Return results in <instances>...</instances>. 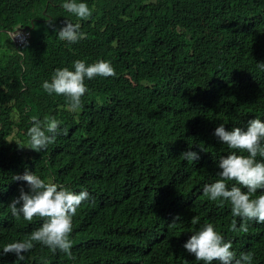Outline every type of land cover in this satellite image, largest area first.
Segmentation results:
<instances>
[{
    "label": "trees",
    "instance_id": "trees-1",
    "mask_svg": "<svg viewBox=\"0 0 264 264\" xmlns=\"http://www.w3.org/2000/svg\"><path fill=\"white\" fill-rule=\"evenodd\" d=\"M65 2L0 0V253L36 226L11 215L20 188L29 190L13 177L43 174L91 196L73 217L74 259L36 243L25 260L8 253L0 264H203L183 245L205 223L232 241L237 256L252 252V264H264V223L233 232L232 222L242 221L230 204L203 194L232 151L215 129L264 120V0H78L92 9L87 20ZM67 19L81 24L78 43L58 37ZM32 24L21 43L11 39ZM76 60L109 61L116 76L86 78L89 91L71 114L69 100L42 84L57 68L74 70ZM33 117L55 118L66 134L43 152L20 147ZM189 150L200 159L184 160Z\"/></svg>",
    "mask_w": 264,
    "mask_h": 264
},
{
    "label": "clouds",
    "instance_id": "clouds-1",
    "mask_svg": "<svg viewBox=\"0 0 264 264\" xmlns=\"http://www.w3.org/2000/svg\"><path fill=\"white\" fill-rule=\"evenodd\" d=\"M62 7L81 20H87L92 15V9L88 4L78 0H66ZM46 22L49 26L55 27V17H50ZM32 27L18 26L16 31L10 34L11 39L21 43L31 34ZM80 29V23H73L67 19L65 25L57 30V34L61 41L78 43L85 38V34ZM258 68L264 70V62H258ZM97 76L115 77L116 71L111 62L99 60L87 64L83 60H76L74 70L68 67L57 68L51 81L45 80L42 87L49 95L55 93L58 96H65L70 102L72 114L74 109L81 107V98L89 91L85 83L86 78L94 79ZM32 120L33 126L27 131L30 138L27 144L21 146L16 142L22 148L43 152L55 141L61 131L66 134V130L60 128V122L55 118L46 117L41 121L33 117ZM214 135L232 151L220 157L218 167L221 171L217 173L219 179L213 183H210L211 178L207 180L203 194L211 201H219L221 206L225 202L230 204L232 215L242 221L237 228L234 220L230 230L247 233L248 222L264 223V194L257 195L258 190L264 191V120L256 116L247 122L246 130L242 127L227 130L224 124H220L215 129ZM199 147L200 151H205L204 147ZM181 156L188 163L200 159L199 153L191 150L182 152ZM159 157L164 163H174L169 157L161 155ZM135 170L134 168L133 171L127 172L124 184L133 179ZM13 179L26 181L29 190L20 188V195L8 205L11 215L17 220L23 217L26 221H35L36 226L27 239L6 244L0 255L13 253L17 261H23L26 258L25 253L39 243L53 252L59 250L74 259L71 252L72 241L69 239L73 231V217L82 202L90 199L89 191L87 189L79 191L77 188L67 187L63 182L49 179L43 174L40 177L31 172L17 175ZM232 181L235 183L229 187V182ZM37 218L43 220L42 226L38 229ZM178 219L179 217H176L174 221ZM191 223L198 224L199 217H193ZM224 237L213 223H205L194 232L183 247L189 254L195 256L196 261L203 264H213V262L252 264L254 258L252 252H241L237 256L232 241L225 240Z\"/></svg>",
    "mask_w": 264,
    "mask_h": 264
},
{
    "label": "rangeland",
    "instance_id": "rangeland-1",
    "mask_svg": "<svg viewBox=\"0 0 264 264\" xmlns=\"http://www.w3.org/2000/svg\"><path fill=\"white\" fill-rule=\"evenodd\" d=\"M85 122V121H84ZM90 139H93V140H95L94 138H92V136H88Z\"/></svg>",
    "mask_w": 264,
    "mask_h": 264
},
{
    "label": "water",
    "instance_id": "water-1",
    "mask_svg": "<svg viewBox=\"0 0 264 264\" xmlns=\"http://www.w3.org/2000/svg\"><path fill=\"white\" fill-rule=\"evenodd\" d=\"M33 25H31V27H32Z\"/></svg>",
    "mask_w": 264,
    "mask_h": 264
}]
</instances>
